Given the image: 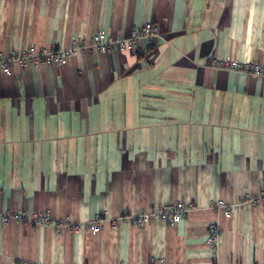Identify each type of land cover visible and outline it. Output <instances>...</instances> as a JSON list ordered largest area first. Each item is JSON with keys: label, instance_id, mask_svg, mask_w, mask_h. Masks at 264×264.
<instances>
[{"label": "crops", "instance_id": "1", "mask_svg": "<svg viewBox=\"0 0 264 264\" xmlns=\"http://www.w3.org/2000/svg\"><path fill=\"white\" fill-rule=\"evenodd\" d=\"M146 21L141 53L90 43ZM75 39L60 66L0 71V264H264L246 198L264 189V76L210 65L264 64V0H0L2 55ZM175 201L178 222L134 223Z\"/></svg>", "mask_w": 264, "mask_h": 264}, {"label": "built area", "instance_id": "2", "mask_svg": "<svg viewBox=\"0 0 264 264\" xmlns=\"http://www.w3.org/2000/svg\"><path fill=\"white\" fill-rule=\"evenodd\" d=\"M160 31L158 23L146 21L140 26L131 31L129 37H117L110 38L102 30H98L91 38V45L95 47L100 53H106L117 47L120 50H126L132 53H141V42L143 39L150 41L153 37L157 36ZM79 43V40L72 41V47L68 49H62L57 46H52L51 49H37L33 45H29L25 48L11 51L9 55L4 56L0 53V71L9 73L12 69V63L14 61L19 62L21 66L31 65L37 67L43 63H49L51 65H62L75 45ZM210 65L218 69H232L236 71H243L259 76H264V64L257 61L254 62H239L230 58H211ZM254 204L264 203V189L260 190L253 196L248 195L246 197ZM215 205H220V202H215ZM188 209V205L182 201H175L173 203H164L159 205L151 213H145L138 211L132 215L133 221L136 225H144L150 217H154L160 221L176 223L181 220ZM47 214V212L45 213ZM19 217L24 220H28L32 223L46 224L50 227L57 228L59 225L55 221L47 217L46 215H25L21 214ZM2 220L5 222L8 220V215L4 214ZM105 218L98 215L93 221L89 223V229L92 232L101 230L104 227ZM60 226H68L70 229L79 231L81 224L73 223L68 218L65 219ZM208 228V243L212 244L216 241L220 230L215 222H210ZM162 263V261H160Z\"/></svg>", "mask_w": 264, "mask_h": 264}]
</instances>
